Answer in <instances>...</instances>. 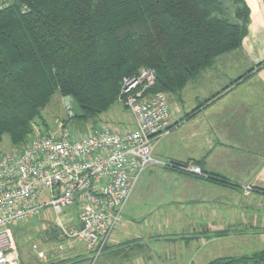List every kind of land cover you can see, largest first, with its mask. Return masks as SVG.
Wrapping results in <instances>:
<instances>
[{
    "label": "trees",
    "instance_id": "16d2710c",
    "mask_svg": "<svg viewBox=\"0 0 264 264\" xmlns=\"http://www.w3.org/2000/svg\"><path fill=\"white\" fill-rule=\"evenodd\" d=\"M248 21L242 0H2L0 141L19 148L49 133L35 123L54 94L72 103L69 131L76 120H94L75 130L86 133L141 69L155 74L149 93L175 94L238 50ZM208 264H264V251Z\"/></svg>",
    "mask_w": 264,
    "mask_h": 264
},
{
    "label": "crops",
    "instance_id": "0c3cea01",
    "mask_svg": "<svg viewBox=\"0 0 264 264\" xmlns=\"http://www.w3.org/2000/svg\"><path fill=\"white\" fill-rule=\"evenodd\" d=\"M242 1L249 21L240 48L217 57L169 96L171 128L153 145L157 162L136 182V194L150 199H128L108 245L116 253L124 242L122 253H129L122 254L121 263L208 264L264 251V0ZM174 163L195 166L202 174L169 166ZM158 221L173 237L168 250L140 244L143 237L153 241L149 222ZM137 222H147L145 235ZM191 239L200 242L194 249L185 244ZM133 241L139 245L129 255ZM166 251L169 257L161 260Z\"/></svg>",
    "mask_w": 264,
    "mask_h": 264
},
{
    "label": "built area",
    "instance_id": "2783aa9c",
    "mask_svg": "<svg viewBox=\"0 0 264 264\" xmlns=\"http://www.w3.org/2000/svg\"><path fill=\"white\" fill-rule=\"evenodd\" d=\"M154 82L150 69L123 80L117 101L133 118L130 130L100 123L79 134L61 125L19 148L0 150V264H14L7 257L10 228L46 208L58 215L78 206V226L62 231L67 242L85 246L95 258L109 244L136 182L157 162L155 141L171 128L162 94L149 93ZM184 170L201 175L195 166Z\"/></svg>",
    "mask_w": 264,
    "mask_h": 264
},
{
    "label": "rangeland",
    "instance_id": "374dc122",
    "mask_svg": "<svg viewBox=\"0 0 264 264\" xmlns=\"http://www.w3.org/2000/svg\"><path fill=\"white\" fill-rule=\"evenodd\" d=\"M169 96V93H162V97L167 102L168 107H170ZM63 98L64 97L59 94H54L41 112V117L37 119L35 124L38 125L37 127H40L42 131L48 128L49 131L54 132L59 130L61 125L64 128L69 127L68 124L71 119L69 112L73 114L74 111L72 103L68 110ZM81 123V121H74L70 128L71 131L77 133L78 131H84L85 127L95 125L94 120ZM100 123H104L116 131H126L130 129L132 124L134 125L129 110L120 101H116L106 113L100 116L96 124L99 125ZM75 130H77V132H75ZM14 149L8 137L3 136L0 141V150L10 151ZM138 185L139 182L129 198L131 199L133 196H136L144 200L150 199V197L136 194ZM78 212V206H70L58 215H56L51 208H46L38 214V216L31 217L25 222L15 224L9 230L12 248L7 250V257L14 264H107L109 261H112L110 264H124L121 263V260L118 261L123 254L122 252L126 249L123 245L124 242L119 244L118 247L122 246V249H117L116 253L109 251L110 248L108 244L95 258L94 254L85 250L86 247L84 248L83 245L74 244L65 240L62 231L67 230V228H76L78 226ZM149 223L151 225L154 223L152 233L155 238L152 242H148L147 239L150 238L146 239L143 237L140 244L143 246L149 244L150 247H152L157 243L161 247L160 251L171 248L174 242L173 237L168 233L164 222L158 221ZM143 224L145 225L147 222H137V225L141 228V233L145 235L147 231H145V227H142ZM132 226L134 227V225ZM185 244L187 247H192V249H194L200 242L198 243L197 239H191L190 242H186ZM129 245L131 247L129 255L135 254L139 244L133 241L129 243ZM60 247H62V249H60ZM128 253L129 252L124 253L123 256H126ZM163 257H169V252H161V260ZM203 263L204 260L203 262L199 260L193 264ZM164 264H171V262H164Z\"/></svg>",
    "mask_w": 264,
    "mask_h": 264
}]
</instances>
